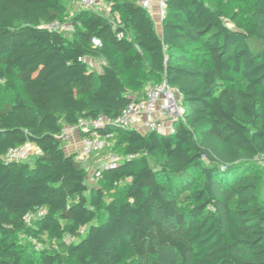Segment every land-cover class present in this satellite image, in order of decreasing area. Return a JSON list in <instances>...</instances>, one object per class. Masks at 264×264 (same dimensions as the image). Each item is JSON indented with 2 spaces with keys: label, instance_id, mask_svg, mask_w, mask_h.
<instances>
[{
  "label": "trees",
  "instance_id": "obj_1",
  "mask_svg": "<svg viewBox=\"0 0 264 264\" xmlns=\"http://www.w3.org/2000/svg\"><path fill=\"white\" fill-rule=\"evenodd\" d=\"M77 1L0 0V264H24L21 236L51 241L41 264H264V0H166L161 34L140 0L48 27ZM149 80L184 117L102 129L123 156L92 183L61 129L116 119ZM24 144L34 160L6 163Z\"/></svg>",
  "mask_w": 264,
  "mask_h": 264
},
{
  "label": "built area",
  "instance_id": "obj_2",
  "mask_svg": "<svg viewBox=\"0 0 264 264\" xmlns=\"http://www.w3.org/2000/svg\"><path fill=\"white\" fill-rule=\"evenodd\" d=\"M79 2L83 8L101 12L108 7L107 4L106 7L103 6L106 3L105 0H79ZM140 4L149 10L156 4L161 19L166 13V0H140ZM63 25L64 23L60 20H55L48 27L53 30H61ZM119 36L121 37L123 34L120 33ZM185 110L180 91L168 82L163 81L152 86L140 100L129 103L116 119H110L105 116H99L94 119H81L76 124L65 125L61 129L58 138L65 145V143L75 139V137H79L80 148L78 156L83 159L105 149L107 137L102 135L101 130L108 126L136 128L142 132L158 131L169 133L175 130V123L184 117ZM32 150L33 146L31 144L12 147L5 156V162L25 161L33 152ZM119 160L120 158L116 157V155H111L105 167H114ZM101 171L102 168L97 169L89 175V178L92 181L94 179V182H96L101 176ZM42 214H44V211L39 212V215ZM33 217L34 214L29 213L26 216V221L30 222ZM81 230L85 231L83 228ZM65 238L73 240L70 234H66Z\"/></svg>",
  "mask_w": 264,
  "mask_h": 264
},
{
  "label": "rangeland",
  "instance_id": "obj_3",
  "mask_svg": "<svg viewBox=\"0 0 264 264\" xmlns=\"http://www.w3.org/2000/svg\"><path fill=\"white\" fill-rule=\"evenodd\" d=\"M68 7H69V13L67 14L65 18V22L63 27L61 28V31L64 35L70 36L72 31H73V26H72V18L73 16L82 8L80 2H66ZM106 7L105 5H103ZM108 14V12L106 13ZM157 28V27H156ZM158 29V28H157ZM251 44L254 48L261 47L263 43L257 41L256 39L251 40ZM91 65L99 69L100 68V61L99 60H89ZM159 82V80H149L147 84L145 85L143 91L141 94H143L145 91H148L155 83ZM13 98V93L10 91H7L4 96L0 98V106H3L5 103L11 101ZM66 147V146H65ZM29 158L27 161L32 162L36 156V153H34V149L32 150ZM111 155H116L118 158H122V150L116 147L115 141H111L109 139L106 140V146L105 149L102 151H97L89 156H86L83 158L81 161L83 164L86 166V168L89 170V175L94 173L97 169H101L105 167L107 164L109 157ZM258 165L261 168V174H262V194L264 195V160H259ZM89 181L92 183H95L94 179L93 181L89 178ZM90 184V182H89ZM43 241H38L36 239L27 237V236H21L17 238L16 241H18L21 245L25 247L24 250V264H41L37 252L39 250H42L44 248H47L51 245V241L48 240L47 237H43ZM66 242H71L66 239Z\"/></svg>",
  "mask_w": 264,
  "mask_h": 264
},
{
  "label": "crops",
  "instance_id": "obj_4",
  "mask_svg": "<svg viewBox=\"0 0 264 264\" xmlns=\"http://www.w3.org/2000/svg\"><path fill=\"white\" fill-rule=\"evenodd\" d=\"M109 10V7H107L105 9V11H108ZM150 13L152 15V18L154 19L155 21V25L156 27V30L159 34L162 33V19L161 17L159 16L158 14V7L156 4H154L151 9H150ZM94 60V59H93ZM66 145V148L69 152H76L78 153V150L80 148V141H79V137H75V139L69 141L68 143H65ZM33 149L36 150V153H39V150L36 149L35 146H33ZM78 159L82 160L80 156H78Z\"/></svg>",
  "mask_w": 264,
  "mask_h": 264
}]
</instances>
